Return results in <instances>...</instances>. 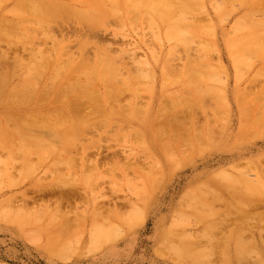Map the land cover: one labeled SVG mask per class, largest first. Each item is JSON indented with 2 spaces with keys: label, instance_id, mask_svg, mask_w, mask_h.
Segmentation results:
<instances>
[{
  "label": "bare ground",
  "instance_id": "1",
  "mask_svg": "<svg viewBox=\"0 0 264 264\" xmlns=\"http://www.w3.org/2000/svg\"><path fill=\"white\" fill-rule=\"evenodd\" d=\"M235 6L244 15L224 27ZM252 49L264 53V0H0V193L15 188L21 177L31 183L29 189L2 198L0 219L15 225L21 217L30 226L41 222L43 213L50 220L45 217L48 223L30 230L42 234V239L35 235L41 240L34 236L32 242L65 262L112 245L151 216L162 256L169 258L171 253L172 258L174 253L181 264H214L218 258L214 248L222 239L205 237L203 229L205 243L195 248V240L188 239L191 230L182 225L187 221H181L184 209L197 213L203 205L207 218L218 217L213 223L210 218L207 227L211 224L228 237L237 231L238 240L246 244L235 249L253 250L247 242L264 236V81L255 86L259 77H248H255L251 71L264 77V56L252 62L248 56ZM227 64L234 77L230 89L218 77L221 71L228 72ZM243 77L247 86L240 90ZM174 85L181 90H171ZM141 88L153 93L143 105L138 102ZM229 93L236 101L239 125L232 154L218 156V162L226 164L192 174L189 182L200 183L183 191L175 204L166 194L180 175L168 174L167 192L149 211L166 172L179 171L211 149L206 142L213 143L211 128L200 126L201 121L198 131L194 110L200 109L209 125L208 111L213 115L217 105L229 111ZM158 99L157 105L153 103ZM203 101L222 103L215 102L213 110ZM259 128L262 133L256 132ZM103 135H109L108 140L120 136L121 144L110 146L111 141L102 149ZM221 140H215L216 148ZM138 143L141 149L135 147ZM40 170L50 176H40ZM105 177L107 188L98 184ZM218 181L238 182L242 190H214L211 196L208 188ZM123 183L130 190L125 196ZM106 190L122 197L113 198L104 194ZM164 204L174 218L167 227L166 216H157Z\"/></svg>",
  "mask_w": 264,
  "mask_h": 264
},
{
  "label": "rangeland",
  "instance_id": "2",
  "mask_svg": "<svg viewBox=\"0 0 264 264\" xmlns=\"http://www.w3.org/2000/svg\"><path fill=\"white\" fill-rule=\"evenodd\" d=\"M236 8H234L233 9V11L231 12V15L229 16V19H227V20H225L224 21V23L222 24L224 27H228L229 26V24H231L230 22H232L233 23V20L236 18V17H238V16H241V15H244V13H245V11L244 10H240L237 6H235ZM257 15H259V14H257ZM147 37H148V35H147ZM148 39H150V38H148ZM220 41H217L218 43H219V45H220V49H222L223 50V43H222V41H221V39H219ZM236 41H239V40H237V39H235ZM252 46V45H251ZM254 47V46H253ZM145 49V48H144ZM143 49V50H144ZM182 48L181 47H178V50H181ZM146 50V49H145ZM143 51L142 50H140V51H138L137 52V54L139 55H141V53H142ZM249 54H248V56H250L249 57V59L252 61V62H257V59H258V57L259 56H264V53H262V52H259V53H257V52H255V50H251V52L249 51L248 52ZM223 55H225V53H222ZM177 64H178V62H177ZM229 66V67H228ZM227 67L228 68H226V70L228 71V72H222L221 71V73L219 74V79L221 80V82H223V80H224V82L226 83L225 85L230 89V88H233L234 86H233V80H234V77H233V70H232V68H231V66H230V64L228 65L227 64ZM229 69V70H228ZM244 71H245V69H243ZM247 70V69H246ZM249 70L251 71V69H249L248 68V72H249ZM253 70V69H252ZM231 71V72H230ZM247 72V71H246ZM247 72V73H248ZM247 73H245V74H247ZM253 76H255V77H252V76H249L248 78H251V79H253V80H256L257 79V77H259L258 78V80H256L255 81V86L257 85V84H259V82H261V81H264V77H262V78H260V76H261V74L260 73H255V72H253V71H251L250 72ZM249 74V73H248ZM247 74V75H248ZM246 75V76H247ZM216 78H217V76H216ZM245 78H247V77H245ZM260 79V80H259ZM243 83V84H242ZM223 84V83H222ZM249 84V83H248ZM240 85V86H239ZM239 88H240V90H244V88L247 86V82H246V84H245V80H244V77H243V79L240 81V83H239ZM174 87L175 88H171V90H173V91H177V90H181V88L178 86V85H174ZM225 87V86H224ZM227 87H225V88H227ZM153 88H156V87H154L153 86ZM227 88V89H228ZM243 88V89H242ZM154 91H159V88H156V89H153ZM150 93H151V96H150ZM152 92L150 91V89H144V88H141L140 89V91H139V93H138V96H139V101L138 102H140L141 103V105H143L144 103L146 104L149 100H152ZM165 94V93H164ZM178 94V93H177ZM231 94L229 93L228 94V100H227V102L228 103H230L231 104V106H230V109H229V111H228V109H227V107L226 108H224V107H218V103H222V102H220V101H203L205 104L207 103V104H211L210 106H211V108H213V110H214V103L216 102L217 104H215V105H217L215 108L217 109H219V110H217L216 111V109H215V111H216V113H214L213 115H210L209 114V111H208V116H207V119H208V117L210 116V118L208 119V124L209 125H206V124H204V120H205V114L203 113V112H201V111H199L200 109H197V110H194L195 112H197V113H195L194 112V117H195V119L196 118H198L197 120H196V124H197V127H198V124L200 125V122H201V125L200 126H204V128H206V130L208 129V130H210V128H211V133H210V135L211 136H213V138H214V140H213V143H211V142H209V141H206V142H208L209 144H211V149H207V150H205V152H203V153H201V154H199V156H197V157H195L194 159H193V161H191L190 163H187L183 168H181L179 171H175L174 173H173V171L172 170H168L167 172H166V174H165V177H164V179L162 180V182H161V184H160V186L162 185V190L160 191V192H158V193H156L155 194V197H153V199L149 202V204H148V206H147V208H148V210L150 211V209L152 208V209H154V205H155V203L157 204V202H158V199H159V197L163 194V192H165L166 191V188H167V185L169 184L168 182L170 181V179H171V177L169 176V175H174L176 172L178 173L179 172V175H180V178H177V179H175V182H173V184L172 185H170L169 187H168V194H166L167 196H171L172 198H173V203L175 204V202L178 200V198H179V196L183 193V191H185V190H190V189H192V188H195L196 187V185L198 184V183H200V182H198V179L197 180H194V181H192V182H189L190 181V179H192L191 177H192V174L194 175V173H206V171H213V170H215V168L216 167H220L222 164L223 165H225L226 164V162H218V156H221V155H229V154H232L231 152L234 150V145H232V144H234V142L233 141H235L234 140V137L236 136L235 134H236V128H237V125H239L238 123H239V121H238V119H237V117H236V112H237V106H236V101L234 100V98L232 97V96H230ZM230 96V97H229ZM141 98V99H140ZM161 99H164L165 98V96H162V97H160ZM159 98V99H160ZM159 99H158V101H153V103H156V105H157V103L159 102ZM121 103L122 102H126V101H120ZM151 102V101H150ZM224 102V101H223ZM226 102V101H225ZM258 102H263V101H258ZM124 104V103H123ZM155 105V104H154ZM195 108H198L197 106H195ZM220 109H222V110H220ZM226 109H227V111H226ZM246 109H249L250 110V113H252V111L254 112V110H252L253 108H252V106H250V108L249 107H247L246 106ZM223 110H225L226 111V113L225 112H223ZM232 110V111H231ZM235 110V111H234ZM231 112V113H230ZM207 113V112H206ZM203 114V115H202ZM225 114V115H224ZM233 114V115H232ZM215 115H218L219 116V119H218V116L216 117ZM228 115V116H227ZM231 115V116H230ZM250 115H252V114H250ZM199 116V117H198ZM203 116V117H202ZM214 116V117H213ZM221 116H224V118H225V121L224 122H222L223 120H224V118H220ZM212 117V118H211ZM233 117H235V118H233ZM216 118V119H215ZM229 118V119H228ZM227 119V120H226ZM211 120V121H210ZM212 120H214V124H213V121ZM220 120V121H219ZM198 121V122H197ZM215 121H217L216 123L217 124H215ZM227 121L229 122V123H227ZM233 121V122H232ZM212 122V123H211ZM211 123V124H210ZM220 124V126H218L219 124ZM227 123V124H226ZM226 124V125H225ZM210 125H212V126H210ZM213 125H215L214 127H213ZM198 127L199 129H198V131L200 130L201 131V128L202 127ZM209 127V128H207V127ZM216 126H217V128H216ZM222 127V128H221ZM225 127H226V129H225ZM229 127V128H228ZM100 128V127H99ZM218 128H221V130H219ZM224 128V129H223ZM218 129V130H217ZM223 129V130H222ZM228 129V130H227ZM227 130V131H226ZM232 130V131H231ZM258 131H256V132H259V131H262V129H257ZM197 131V132H198ZM199 131V132H200ZM220 131V132H219ZM198 132V133H199ZM92 133V135L94 136H96L97 135V133L96 132H91ZM94 133V134H93ZM96 133V134H95ZM212 133H213V135H212ZM234 133V134H233ZM259 133H262V132H259ZM219 134H221L220 136H219ZM232 136V137H231ZM107 137H109V135H105V137H104V135H103V138H102V149H103V147L106 145V144H110L109 142H111L112 141V143H115V144H110V146H114V145H116V146H118V144L120 145L121 143L119 142L120 140H121V137L120 136H118V137H120V139L117 137H115V136H112L113 138L115 137L116 139H111L112 137H111V135H110V137L111 138H109V140H108V138ZM219 137H222V140L219 138ZM105 138V139H104ZM107 138V139H106ZM219 138V139H218ZM87 140H88V138H86ZM85 139V140H86ZM221 140L220 142H221V146H219L218 145V147L216 148V144H218V143H216V141L218 142V140ZM232 139V140H231ZM84 140V139H83ZM106 140H108L107 141V143H105L106 142ZM117 140V141H116ZM216 140V141H215ZM214 142H215V144H214ZM247 142H248V140H247ZM226 143V144H225ZM228 144V145H227ZM215 145V146H214ZM225 145V146H224ZM135 147H137L138 149H141V143H140V145H139V143L135 146ZM224 147V148H223ZM119 148V147H118ZM213 148V149H212ZM222 148V149H221ZM210 150V151H209ZM92 152H93V150H91ZM103 152H105L106 153V150H103ZM108 152V151H107ZM101 153H102V151H101ZM102 154H104V153H102ZM103 157V156H102ZM213 157H215V158H213ZM248 157H249V155H248ZM205 158V159H204ZM206 160V161H204V160ZM208 159H209V161H208ZM200 160V161H199ZM208 161V162H207ZM204 162V163H203ZM228 162V161H227ZM209 163V164H208ZM207 164V165H206ZM50 165V164H49ZM193 165V166H192ZM202 165V166H201ZM205 165V166H204ZM222 165V166H223ZM196 166V167H195ZM199 167V168H198ZM187 168V169H186ZM190 168V169H189ZM185 170V171H184ZM43 171V172H42ZM172 171V172H171ZM183 171V172H182ZM40 173H39V175L41 174V173H43V174H41L40 176H43V177H48V176H50V174L47 172V173H45L44 172V170H40L39 171ZM181 172H182V174H181ZM208 172V173H209ZM191 173V174H190ZM46 174V175H45ZM49 174V175H48ZM169 174V175H168ZM191 175V176H190ZM168 177V178H167ZM173 177V176H172ZM178 177V176H177ZM189 179H188V178ZM170 178V179H169ZM204 177H202V179H203ZM25 178L23 177H21V178H19V181H17V183H16V185H15V188H13V186L12 187H9L8 189L6 188L3 192H1L0 193V202H1V200H2V198L3 197H9V195H11L13 192L14 193H16L18 190L19 191H21V189L22 188H24V189H26L27 187H29L30 186V181L29 180H26V182H24L25 180H24ZM108 177H105L104 179L102 178V179H100V183H99V180H98V184L99 185H105V188H107V186H108ZM180 179V180H179ZM185 179V180H184ZM188 179V180H187ZM205 179V178H204ZM20 180L23 182V184H22V182H20ZM103 180V181H102ZM134 180V179H133ZM181 181V183L179 184V185H176V183H177V181ZM102 181V182H101ZM121 182H122V180H120ZM221 181H223V180H221ZM221 181H218V184H216V185H214L213 186V188L211 189L210 187L208 188L209 189V193L208 194H213V192H214V190H215V192L216 191H219V190H222V189H226V190H228L227 188H229V190L231 189V191H232V187H235V189H233V191H235L236 193H240L239 191H241L242 190V185H239L240 183H238V182H231V181H228V182H221ZM105 182L107 183V184H105ZM133 184L135 183L136 184V180H134V181H131ZM165 182V183H164ZM220 182V183H219ZM229 182H230V185H229ZM125 183V182H124ZM123 183V191L122 192H124V193H121L122 194V196H125L126 194H129V192H130V190H128L129 189V187H128V185L127 184H124ZM185 183V184H184ZM192 183V184H191ZM222 183V184H221ZM227 183V184H226ZM26 184V185H25ZM164 184V185H163ZM187 184V185H186ZM223 184H225V186H222ZM233 184V185H232ZM194 185H195V187H194ZM232 185V186H231ZM21 188H20V187ZM25 186V187H24ZM185 186V187H184ZM231 186V187H230ZM127 187V188H126ZM11 188H13V189H11ZM18 188V189H17ZM17 189V190H16ZM27 189H29V188H27ZM211 189V190H210ZM11 190H13V191H11ZM23 190V189H22ZM127 190V191H126ZM171 190V191H170ZM180 190H182L181 192H180ZM213 190V191H212ZM16 191V192H15ZM107 191V192H106ZM106 191H104V194L105 193H109L110 191H108V190H106ZM129 191V192H128ZM210 191H212V192H210ZM230 191V192H231ZM167 192V191H166ZM254 192V191H253ZM256 192V191H255ZM258 192V191H257ZM111 193V192H110ZM109 193V194H110ZM126 193V194H125ZM180 193V194H179ZM197 194H199V195H201L202 197H203V199H205L206 201H208L209 199H210V195H206L205 194V196L201 193V192H196ZM106 194V195H107ZM108 194V195H109ZM119 194H120V192H119ZM118 194V195H119ZM196 194V195H197ZM257 194V193H256ZM117 194L115 195V196H118ZM110 196H112L111 194H110ZM115 196H112L113 198L115 197ZM121 195L120 196H118V197H122ZM128 196V195H127ZM208 196V197H207ZM212 196V195H211ZM209 198V199H207V198ZM155 198V199H154ZM3 199H5V198H3ZM238 201H240V200H238ZM238 201H235V202H238ZM154 202V203H153ZM235 202H232V203H235ZM152 203V204H151ZM240 203V202H239ZM200 204H202V203H200ZM198 205V204H197ZM205 205H206V202H205ZM169 206H171V205H168V207ZM173 206V205H172ZM203 205H200V208H199V206H198V208H199V210H200V212L201 211H204V209H205V211H204V214H205V212L206 213H208L207 212V209H206V207L205 206H203ZM201 207L203 208L202 210H201ZM151 209V210H152ZM198 210V209H197ZM198 210V211H199ZM197 211V213H196V210L195 211H187L186 212V209H184V213L185 214H183V216H181V221L182 222H186V223H182V225H184L185 227L184 228H186V230L187 231H190L191 230V235H189L190 233H188L187 235H189L190 237H191V239L190 238H188L189 240H195V248H196V245H198V247H199V243L202 245V244H204L205 243V239H204V236H205V234H207L205 237H212V238H214V237H216V238H218V240L221 238L222 240V242H220V243H218V246L216 247V248H214L215 250H217V254H216V256L218 257V258H216V260L217 261H215L214 262V264L215 263H218V264H224V259L227 257L226 255H228L229 257H227V259H225V260H229V262H225V264L226 263H228V264H236V262H237V260L241 263V264H264L263 262H264V252H262V251H264V236H263V238H262V240L261 241H259V242H257V241H250V242H247V244H251L250 246L253 248V250L255 249L258 253V255H259V257L258 258H256L258 255L257 254H254L255 252L252 250V249H250L249 251L247 250L248 249V246H246L247 247V249H246V247H245V251H241L239 248L238 249H235L237 246H239V245H241V244H243V243H245V242H240L239 240H238V236H237V234H236V232L235 231H232V233L230 234L229 233V237H228V235H226L225 233L224 234H221L219 231H214L215 229L213 228V226H211V224H209L210 226H206V224H208V221H212L211 223H213V219H218V217H210V218H207L206 217V214L204 215L203 214V212H201L199 215H198V212ZM180 212V211H179ZM210 212V211H209ZM152 213H153V211H152ZM176 213H178V211L176 212ZM191 213V214H190ZM42 214V217L40 218V216H39V218H40V220L39 221H41V222H38L37 221V223L35 222V223H32L33 225H30V226H26L25 225V223L27 222H25L24 220L25 219H21V217H19L18 219H17V222H18V220H19V223H16L15 225H17V226H15L14 224H11L9 221H8V219H5V221L4 220H2V219H0L1 221H0V264H181L178 260H177V258H175L176 256L174 255V253H172V258L174 257V260L171 258V253H170V256H169V258H167L165 255H163L162 256V254H160L159 252H157V248L160 246V244H159V240H160V234H159V232H157L156 233V230H155V228H156V224H155V221H154V219H152L151 218V216H150V218L148 217L147 218V220H146V223L145 224H142V225H140L139 227H136L135 228V230H131V231H128V232H126L122 237H120L117 241H114V243L111 245V244H108L107 246L105 245V246H103V247H101L102 249H99L98 251H96V252H93V253H89V254H86L85 252L83 253V254H81V255H79V256H77V258L76 257H74V258H71L70 260H64L65 262H63V260L60 262V260H57V259H55V257L53 258V256H50V255H47V254H45V253H43L44 251H43V249H41V247L39 246V243H37V242H32V237H33V240H35L36 241V238L38 239V240H41L42 239V237H41V233L39 234V231H41V230H37V231H30V230H36L38 227H40V225H42V224H45V222L46 223H48L49 222V218L47 219V217L45 216V215H43V213H41ZM187 214H189V215H187ZM202 214V215H201ZM48 215V214H47ZM163 215H165L166 216V218H167V222L166 223H164V225H165V227H167V226H169L170 224H171V222L170 221H173V217L172 216H170V213L168 212V208L166 207V204H164L163 206H161V209H160V211H158L157 212V216L158 217H161V216H163ZM194 217H196V218H198V219H196V218H194L193 219V216ZM201 215V216H200ZM204 215V216H203ZM186 216V217H185ZM14 217V216H13ZM45 217H46V220L48 221H46L45 220ZM182 217H183V219H182ZM187 217H190V218H188L187 219ZM169 218V219H168ZM202 218V219H201ZM204 218V219H203ZM185 219H187V220H185ZM193 219V220H192ZM195 219H196V221H197V225L195 226V224H196V222H195ZM201 219V220H200ZM210 219V220H209ZM188 220H189V223L191 224H188ZM191 220V221H190ZM203 221V222H199V221ZM4 221V222H3ZM15 221H16V218H15ZM36 221V220H35ZM5 222H7V223H5ZM21 222H23V224L21 223ZM25 222V223H24ZM180 222V221H179ZM198 222H199V224H198ZM205 224V227H204V224ZM19 224V225H18ZM21 225L23 226V225H25L23 228L21 227ZM187 225L188 226H190V227H187ZM192 225H193V227H192ZM201 227H200V226ZM203 225V226H202ZM10 226V227H9ZM13 228H12V227ZM19 226H20V232H19ZM18 227V228H17ZM32 227V228H31ZM210 227V228H209ZM22 228V229H21ZM192 228V229H191ZM216 228H218V229H220L218 226L216 227ZM183 229V228H182ZM207 230V232L206 231H204V230ZM16 230H17V232H16ZM24 230V231H23ZM201 230H203L204 231V233L202 234L201 233ZM217 230V229H216ZM264 230V229H263ZM30 232V233H27V232ZM193 231V232H192ZM209 231H210V234H209ZM26 232V233H25ZM31 232H32V234H31ZM195 232V233H194ZM197 232V233H196ZM199 232V233H198ZM214 233V235H211V234H213ZM235 232V233H234ZM264 232V231H263ZM24 233H25V235H24ZM36 233V234H35ZM130 233V234H129ZM156 233V234H155ZM30 234V235H29ZM39 234V236H40V238L41 239H39L38 237H36L37 235ZM195 237H197V238H194V236ZM198 234H201L200 236L198 235ZM264 234V233H263ZM27 235H28V237H27ZM33 235V236H32ZM36 235V236H35ZM184 235H186V233L184 234ZM210 235V236H209ZM23 236V237H22ZM34 236L36 237L35 239H34ZM192 236H193V238H192ZM202 236V238L200 239V237ZM24 237H26V238H28V240L26 239V238H24ZM187 237V236H186ZM207 238H206V240H207ZM31 239V240H30ZM30 240V241H29ZM28 241V242H27ZM157 241V242H156ZM198 241V242H197ZM202 241H204V243H202ZM234 241H237V243L236 244H234ZM226 244H224V243ZM253 242L255 243L254 245H253ZM228 243V244H227ZM34 244V245H33ZM224 244V245H223ZM246 244V243H245ZM245 244H244V246H245ZM234 245V246H233ZM203 246V245H202ZM201 246V247H202ZM221 246V247H220ZM224 246H227V247H224ZM250 246H249V248H250ZM253 246H255V247H253ZM261 246V247H260ZM222 247H224L225 248V250L222 248ZM229 247V248H228ZM38 248V249H37ZM203 248V247H202ZM222 248V249H221ZM231 248V249H230ZM241 248L243 249V246L241 245ZM220 249V250H219ZM102 250V251H101ZM221 250H223V252H219V251H221ZM260 250H262L261 252H259ZM226 251V253H225V256L224 255H221L222 253H224ZM218 253L220 254V255H218ZM237 253H239L238 255H237ZM84 254H86V255H84ZM250 255V257H249V255ZM83 255V256H82ZM161 255V256H160ZM174 255V256H173ZM222 256H224V257H222ZM242 256H243V259H242ZM253 256H255V257H253ZM260 256H262V257H260ZM238 257L240 258V260L238 259ZM219 258H221V259H219ZM223 258V259H222ZM229 258V259H228ZM252 258V259H251ZM253 258H254V260H253ZM261 258V259H260ZM233 260V261H232ZM255 260H257V261H255ZM259 260H261L260 262H259ZM219 261V262H218ZM253 261V262H252ZM257 262V263H256Z\"/></svg>",
  "mask_w": 264,
  "mask_h": 264
}]
</instances>
